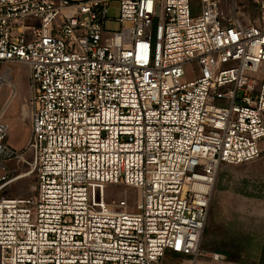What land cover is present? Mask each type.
I'll use <instances>...</instances> for the list:
<instances>
[{
	"label": "built area",
	"instance_id": "1",
	"mask_svg": "<svg viewBox=\"0 0 264 264\" xmlns=\"http://www.w3.org/2000/svg\"><path fill=\"white\" fill-rule=\"evenodd\" d=\"M201 2L192 16L191 0H0V62L27 68L31 128L16 151L0 112V191L38 177L35 195L0 197V264L226 259L201 243L220 167L262 153L264 72H248L264 0L247 24L236 0ZM11 159L28 169L10 177ZM109 183L137 188L138 210Z\"/></svg>",
	"mask_w": 264,
	"mask_h": 264
},
{
	"label": "rangeland",
	"instance_id": "2",
	"mask_svg": "<svg viewBox=\"0 0 264 264\" xmlns=\"http://www.w3.org/2000/svg\"><path fill=\"white\" fill-rule=\"evenodd\" d=\"M232 0H219L222 12L229 14ZM240 18L244 24L256 20L259 16L257 0H236ZM191 15L202 12L201 0H191ZM118 1L111 6L110 17L117 16ZM116 30L117 22L108 24ZM185 79H194L197 70L193 63L185 65ZM264 64L259 72H248L249 75L261 78ZM6 76V77H4ZM0 112L4 110L3 121L8 123L9 130L6 143L16 151H22L30 137L31 128L28 118L23 116V105L28 96V73L22 63H0ZM11 81V82H9ZM261 156L253 161L241 164H225L220 167L212 189L208 219L201 246L211 252L226 254L225 260L200 258L198 264H264V141ZM32 159V152L25 154ZM10 177L25 172L28 164L19 159L7 161ZM2 173V170L0 171ZM37 174L24 176L12 181L0 191V197H28L37 192ZM110 196L128 195L132 210H138L137 188L125 184H107ZM166 256L162 261L153 264H172ZM179 264H183L178 262Z\"/></svg>",
	"mask_w": 264,
	"mask_h": 264
},
{
	"label": "bare ground",
	"instance_id": "3",
	"mask_svg": "<svg viewBox=\"0 0 264 264\" xmlns=\"http://www.w3.org/2000/svg\"><path fill=\"white\" fill-rule=\"evenodd\" d=\"M4 77H6V76H4ZM4 77L1 78V80H0V84H1L2 79H3ZM9 82H11V81H9ZM22 110H23L24 116L27 115V108H26V105H25V104L23 105Z\"/></svg>",
	"mask_w": 264,
	"mask_h": 264
},
{
	"label": "trees",
	"instance_id": "4",
	"mask_svg": "<svg viewBox=\"0 0 264 264\" xmlns=\"http://www.w3.org/2000/svg\"><path fill=\"white\" fill-rule=\"evenodd\" d=\"M1 63V62H0ZM6 140V139H5Z\"/></svg>",
	"mask_w": 264,
	"mask_h": 264
}]
</instances>
